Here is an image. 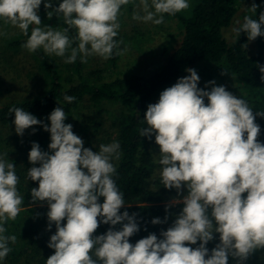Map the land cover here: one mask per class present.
I'll return each mask as SVG.
<instances>
[{
    "label": "clouds",
    "instance_id": "obj_1",
    "mask_svg": "<svg viewBox=\"0 0 264 264\" xmlns=\"http://www.w3.org/2000/svg\"><path fill=\"white\" fill-rule=\"evenodd\" d=\"M42 3L49 19L62 16L67 27L41 26ZM129 3L62 0L56 7L52 0H0V20L27 37L22 47L30 53L42 49L49 56L66 57L65 63H74L78 56L81 62L93 55L109 59L114 50L123 55L122 41L116 37L121 8ZM136 7L134 20L160 25L165 14L175 15L189 2L139 0ZM259 7L253 0L249 8L253 15H245L233 29L237 36L246 33L249 41L264 37V11L253 18ZM30 25L36 27L29 35ZM69 30L75 31L73 37ZM257 67L264 81V65ZM185 71L189 75L178 78L160 93L158 102L147 106L142 120L147 127L139 129L141 137L151 141L154 136L159 146L160 183L178 194L166 205V213L173 205L183 207L160 237L150 233L134 244L130 238L140 231L138 213H121L124 193L113 179L112 160L119 159V142L101 144L98 151L86 148L73 126L65 123L66 113L59 106L47 117L50 126L23 108L9 109L17 135L23 137L29 128L35 134L37 125L50 133L49 151L32 142L28 159L33 166L27 171L28 179L38 182L31 189L32 202L47 203V230L56 228L47 245L54 254L46 264H229L230 257L246 264L255 252L264 250V142L258 139L261 126L256 123L264 111L254 112L246 99L214 80L200 88L197 71ZM64 99L72 103L76 97ZM6 155L0 154V261L17 240L5 234L4 225L16 220L23 203L16 165ZM167 221L168 215L151 223ZM101 224L110 227L94 235ZM215 234L219 243L210 251L207 245Z\"/></svg>",
    "mask_w": 264,
    "mask_h": 264
},
{
    "label": "trees",
    "instance_id": "obj_2",
    "mask_svg": "<svg viewBox=\"0 0 264 264\" xmlns=\"http://www.w3.org/2000/svg\"><path fill=\"white\" fill-rule=\"evenodd\" d=\"M189 7L175 15H164L170 22V38L181 36L180 44L160 65L158 71L151 75L129 74L122 76L120 62L122 55H114L106 59V70L112 77L90 80L85 72L87 59L81 62L80 56L74 63H65L66 57L49 56L42 49L30 53L22 47L27 37L21 31L12 32L10 24L0 20V50L2 58L12 61L17 55L26 54L35 65L39 77L42 79V94L30 99L14 101L8 105L0 106V154H7L6 159L16 165L19 177L18 191L23 197L21 212L16 220H9L4 226L6 235H15L16 243L11 244L12 251L2 264H46V259L54 254V250L47 245L50 236L55 233V225L48 231L46 202H32L31 189L38 187V182L27 177V171L33 165L29 163L28 154L32 142H37L43 151H49L50 133L41 126L35 134H27L21 138L17 134H5L3 129L15 127L14 113H9L13 106L23 108L35 115L44 123L49 124L47 117L56 107H62L66 113L68 124L77 114V111L86 103L96 107L105 104L123 106L119 112H108L103 107L89 117L88 127L95 132L102 128L107 121H111L116 129V142L120 144L119 159L114 164L116 174L113 176L118 188L124 193L125 207L130 214L138 213L140 231L130 238L135 243L141 238L155 233L160 237L162 230H167L174 222L176 215L182 210V204L173 205L166 213L165 208L173 199L177 198L175 189L168 190L157 177V164L153 152L146 146V137L139 135L143 125L142 120L147 106L158 98L160 93L175 84L178 78L184 77L186 68H193L199 63L214 64L218 68L221 83L230 80L237 98L246 99L254 112L264 111V81L257 65H264V37L256 39L255 53L250 54L247 48L246 37L239 36L232 42L225 37L226 30L232 25L242 3L252 5L253 0H188ZM58 7L62 0H52ZM260 7L258 17L264 11V0H255ZM39 15L41 26L62 29L67 27L62 16L53 15L49 19L43 3ZM35 25H30L29 35ZM13 34V35H12ZM178 34V35H176ZM12 35V36H11ZM75 35L69 30V36ZM123 42L119 33L116 37ZM73 47L77 45L73 43ZM122 43H120V50ZM65 95L75 96L72 103L65 101ZM113 117L110 119V117ZM108 117V118H107ZM256 123L261 126L258 139L264 142V118L256 117ZM87 131V126H85ZM93 139L86 141L93 146ZM94 147H92L93 149ZM39 166V165H37ZM187 190H184V195ZM246 195V194H245ZM100 202H103L101 198ZM168 215L167 223L154 225L151 221L159 217L161 220ZM66 223V220L64 221ZM110 225L101 224L94 235L105 233ZM117 228L120 226L117 225ZM216 239L207 245L211 251L219 243V234ZM199 245H191L195 248ZM259 253L262 256L258 258ZM255 264H264V250H258L255 255ZM258 258V259H257ZM246 264H250L246 262Z\"/></svg>",
    "mask_w": 264,
    "mask_h": 264
},
{
    "label": "rangeland",
    "instance_id": "obj_3",
    "mask_svg": "<svg viewBox=\"0 0 264 264\" xmlns=\"http://www.w3.org/2000/svg\"><path fill=\"white\" fill-rule=\"evenodd\" d=\"M138 4L139 0H130L128 5L122 6L121 13L119 15V23L121 25L119 33L123 36L121 48L123 55L120 62V72L122 76L129 74L151 75L156 73L160 65L165 62L167 57L180 44L181 36H176L173 40L170 38V22L168 20L164 19V23L160 25H156L151 22L145 23L143 21L134 20L133 14L138 11L136 7ZM250 7L251 4L247 2L240 5L232 25L225 32V37L229 42H232L239 37L233 31L234 28L238 27L237 21L242 23L245 15H253L249 11ZM140 15H143L142 11L140 12ZM253 18H255V16H253ZM2 28L4 27L0 26V31ZM6 28L12 29L13 27L9 26ZM13 31L16 32L20 30L14 27L12 32ZM240 36L246 37L248 42L247 48L250 54L255 53L256 50H258L256 47V40L249 41L246 33H241ZM14 58L15 59H12V61H9L4 59V57L2 58V55H0V106L8 105L14 101L37 97L43 92V83L41 82L42 79L37 74L35 69L36 67L28 55H17ZM86 59L87 69H85V72L90 80H98L101 77L105 79L112 78L108 72L105 71L106 59L95 55L89 56ZM193 69H195L200 76V83L198 85L200 88H205L208 81L214 80L216 85L225 86L226 90L236 96L232 88L233 83L230 80L225 81L224 84L221 83L222 79L216 65L202 62L193 67ZM187 75H189L188 72L185 76ZM207 90H210V88ZM158 100L159 96L153 101V103L158 102ZM103 107H105L108 112H119L123 108V106L115 104H105ZM103 107H96L90 103H86L77 111L76 116L68 122V124L73 126V132L82 138L84 146L91 149L94 147L92 149L93 151H98L101 144L116 142V129L112 126L111 121L105 122L102 128L97 132H95L94 128L89 129L88 127L89 117L95 112L102 110ZM112 117L113 115L110 119ZM85 126H87V131H85ZM34 127L36 128V131H38L41 126L37 125ZM32 131V128H29L25 130L23 137L19 135L17 136L27 138V134L30 133V135H32ZM3 132L11 135L16 134L15 127L5 128L3 129ZM88 139L94 140L92 147L87 145L86 141ZM146 146L153 152L155 160L157 161L159 146L155 144L154 136L151 141H149L146 137ZM112 163H116L115 158H113ZM157 177H159L158 173ZM257 252H255L247 260V262L255 264V255ZM260 256H262V253H259L258 258ZM2 263L3 261H0V264ZM229 264H237V262L230 257Z\"/></svg>",
    "mask_w": 264,
    "mask_h": 264
}]
</instances>
